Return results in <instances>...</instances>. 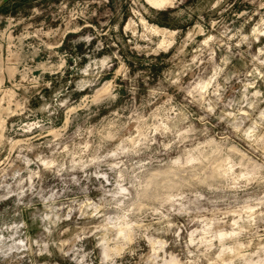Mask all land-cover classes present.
Masks as SVG:
<instances>
[{
    "label": "clouds",
    "instance_id": "9594fccd",
    "mask_svg": "<svg viewBox=\"0 0 264 264\" xmlns=\"http://www.w3.org/2000/svg\"><path fill=\"white\" fill-rule=\"evenodd\" d=\"M0 264H264V0L0 15Z\"/></svg>",
    "mask_w": 264,
    "mask_h": 264
},
{
    "label": "rangeland",
    "instance_id": "374dc122",
    "mask_svg": "<svg viewBox=\"0 0 264 264\" xmlns=\"http://www.w3.org/2000/svg\"><path fill=\"white\" fill-rule=\"evenodd\" d=\"M31 0H11V4L9 6L0 7V15H7L11 13L15 16L18 10L30 5ZM27 15V13H25ZM95 23V21H93ZM96 41H93L95 44ZM79 50L82 52L84 50V46L81 44L79 45Z\"/></svg>",
    "mask_w": 264,
    "mask_h": 264
}]
</instances>
